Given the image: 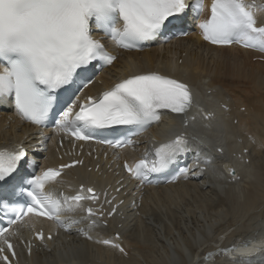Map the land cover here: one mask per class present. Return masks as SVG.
I'll return each instance as SVG.
<instances>
[{
    "label": "snow or ice",
    "instance_id": "6c2138e0",
    "mask_svg": "<svg viewBox=\"0 0 264 264\" xmlns=\"http://www.w3.org/2000/svg\"><path fill=\"white\" fill-rule=\"evenodd\" d=\"M190 7L197 13L205 10L203 0L191 4L189 0H0V98H11L21 120L44 126L55 110L58 91L74 84L77 78L86 81L83 87L87 88L92 81L85 74L94 62L111 65L116 60L106 45L93 37L94 28L117 48L131 50L141 42L156 40L174 18ZM207 10L208 15L197 24L205 41L222 46L240 44L264 53V24H258L264 6L248 0H211ZM192 100L185 83L157 72L138 73L119 80L97 98L87 97L81 102L77 97L59 111L53 130L71 135L75 141L96 140L114 149L125 147L133 144L131 138L98 140L96 130L112 126L144 130L159 122V110L186 113ZM187 150L184 134H177L140 159L125 161L123 168L141 185L151 183L150 174L165 172ZM25 161L29 167L35 163L22 146L0 149V189L17 180ZM83 163L77 159L59 169L42 168L39 174L21 177L11 187L14 194L27 197L26 207L0 197V211L14 214V219L8 220L9 226L0 228V262L11 264L8 253L14 257L15 252L8 236L14 234L11 226L26 223L25 217L43 218L67 232L85 222L89 229L100 227L102 222L106 226L102 206L94 209L82 203L99 202L92 187L80 185L74 195L46 190V185L60 183L63 169ZM104 202L111 205L106 215L112 216L116 206L110 200ZM78 211L85 215L62 218ZM76 230L84 233L83 229ZM35 238L43 240V231H37ZM118 240L119 234L115 239L97 242L123 253Z\"/></svg>",
    "mask_w": 264,
    "mask_h": 264
},
{
    "label": "bare ground",
    "instance_id": "6f19581e",
    "mask_svg": "<svg viewBox=\"0 0 264 264\" xmlns=\"http://www.w3.org/2000/svg\"><path fill=\"white\" fill-rule=\"evenodd\" d=\"M258 21L264 23V14L258 15ZM183 41L187 42V44L189 43L188 45L190 46H197L199 49L203 47L208 53L213 52L214 54L207 56L206 63L205 60L201 61L204 59V53L198 58L194 47V50H191L192 48L187 45V47L184 46L185 44H181L175 49L166 46L164 50L154 46L142 53L119 54V59L113 63L107 72L111 77L126 76L132 68H143L144 65L152 69L157 65L161 70L170 69L171 72L178 70V72L176 71L173 74L175 77H186L192 83L201 82L205 85V88L201 90V99L210 108L208 111H213L214 117L208 119L201 117L199 121L210 123L207 126L210 129L209 136L219 140L220 144H224L223 148L226 151H223V154L218 153L219 156L216 155L215 161L208 165L207 170L210 173L206 177L204 176L202 179L195 181L187 179L166 187L145 189L141 205L136 210L139 211L138 216H135L136 211L125 210V217L122 220L115 221L109 230L101 228L90 230L93 238L103 234V237L108 236L111 239H115L117 234H119L118 241L123 245L126 256L95 241H84L76 234H72L71 243H66L63 250L43 248V253L50 263L39 260L40 264H212L209 257L213 253H220V255L225 253L227 258L242 264H264V241L256 240L257 235L252 234L251 237H246L244 234H239L236 227L226 234L223 232L222 227L219 229V234L220 236L222 233L226 235L222 242L217 241L218 238L214 236L217 227L213 229L218 224L221 226L222 223L224 226L228 223L230 214L235 218L234 216H238V211H251L260 208L261 212V207L264 205V95L260 93L263 90L260 91V82L263 84L264 81V61H255V63L251 64L249 60L257 56L253 52L234 46H209L203 43L196 34L187 36L185 40L177 43L180 44ZM190 51H193L192 57L190 56L191 58L187 59ZM182 52L188 54L186 58L181 57ZM208 58L215 61H208ZM179 59L182 60V65L180 64V66L175 62ZM132 62L135 65H132ZM260 66L263 68L262 73H260ZM204 78H208V83L205 84L203 82ZM260 78L262 79L261 81ZM110 80L113 79L110 78ZM201 83L198 84L202 85ZM208 90L209 93L207 94L206 91ZM218 100L226 105L228 110L225 113L228 115L217 110L216 102ZM242 107H244V112L240 111ZM221 109L225 110L224 108ZM3 110L0 111V144H6L10 140H21L23 131L26 128H22V124H20L18 117L9 105L5 104ZM217 116L219 120L212 122ZM165 117L167 119L163 128L168 129L172 126L170 131L173 128H179L175 119L168 115ZM235 120L236 124L233 122ZM219 122L224 123L225 129H211ZM6 123L8 124L7 127ZM195 123L194 121L190 122V124ZM17 131L22 133H17ZM229 140L233 143L229 142ZM244 148L247 149L246 154L242 152ZM205 152L206 157H209L211 151L205 149ZM245 158H248V163L244 161ZM229 168L235 169L234 175L229 174ZM229 180L235 181L228 182ZM243 181L248 185L247 189L240 188ZM58 184L65 185L68 190L76 186L71 172H68ZM185 196L194 200L195 206L191 205L188 208L187 215L199 224L198 229L196 232L194 231L195 233L192 231L194 234L188 231L193 234L192 238H189L190 234H188V237L178 240L171 235L175 240L173 243L171 241L172 245L171 243L169 244L171 245L169 250L158 252V245L155 246L153 241L155 239L151 240V230L146 229L145 219L142 214L150 213L154 216L164 210L172 214L170 210L172 206H169L168 210L161 209V207L169 205L172 200ZM28 221L32 227L38 226L40 223L45 227L48 226L47 223L35 219ZM162 221H159L161 228L164 224V221ZM260 221H262V218ZM232 222L235 223L234 221ZM169 223L168 221L165 222V228H167V231L170 229L172 231ZM262 225L263 231L259 229L261 235H264V220ZM212 230L215 231L213 238H217V244L212 239H209ZM216 230L218 231V228ZM178 235L177 237L182 236ZM220 238L222 239V237ZM235 239L237 241L234 243ZM209 240L210 242L213 241L215 245L206 244ZM161 248L163 247L161 246ZM224 249H232V251L225 252L223 251ZM235 254L239 255L234 257L237 258L236 260L231 257L235 256ZM216 255L218 256V254ZM215 258L218 259V257ZM215 258L213 259L215 260Z\"/></svg>",
    "mask_w": 264,
    "mask_h": 264
},
{
    "label": "rangeland",
    "instance_id": "374dc122",
    "mask_svg": "<svg viewBox=\"0 0 264 264\" xmlns=\"http://www.w3.org/2000/svg\"><path fill=\"white\" fill-rule=\"evenodd\" d=\"M181 44H185L184 46H188V47H191L192 49L191 50H196V53L198 54V58H200V56L202 55V53H204V59H202L201 61H204L205 60V62L207 61L206 59H207V56H209V54H214L213 52H207L203 47V50H204V52H203V50H202V48L201 49H199V48H197V46L195 47V46H190V45H188L187 44V42H185V41H183V42H181L180 43V45ZM175 46H178L179 45V43H175L174 44ZM186 46V47H187ZM193 47H194V49H193ZM200 51V52H199ZM192 53H193V51L191 52L190 51V54L188 55V54H186V52H182V54H181V57L182 58H186L187 56L186 55H188V58L187 59H189V58H191L192 57ZM207 53V54H206ZM185 54V55H184ZM191 56V57H190ZM206 56V57H205ZM181 60V59H180ZM212 60H214V59H209L208 58V61H212ZM215 61V60H214ZM249 61H251V64L252 63H255V61L257 62V60H255L254 58L253 59H251V60H249ZM176 62V61H175ZM207 63V62H206ZM177 65V64H176ZM182 65V64H181ZM178 66H180V65H178ZM260 68H261V66H260ZM262 69L263 68H261L260 69V73H262ZM263 73H264V71H263ZM205 80H206V82H205ZM262 79L260 78V81H261ZM203 82L206 84V83H208V78H204L203 79ZM201 83V82H200ZM202 84V83H201ZM203 85V84H202ZM260 93L262 94V95H264V81H263V84H262V82H260ZM208 92H209V90H208ZM244 107H242L241 109H240V111H242V112H244V109H243ZM225 115H228V114H226L225 113ZM233 122H235L234 124H236V120L235 121H233ZM233 139V138H232ZM231 139V140H232ZM231 140H229V142H232ZM235 140H236V138H235ZM252 142H253V139H252ZM233 143V142H232ZM248 163V162H247ZM241 183H243V184H241L240 185V188H243V189H247L248 188V185L246 184V182H241ZM246 185V186H245ZM242 186V187H241ZM245 188H244V187ZM247 187V188H246ZM187 196H185V197H179V198H177V199H175V200H172L171 202H170V204L169 205H167V206H164V207H161V209H167L168 210V208H169V206H172L171 208H170V210L172 211V214L171 213H169V212H167V211H162V212H160V214H158V215H152V214H142V216H143V218L145 219V224H146V229L147 230H151V235H152V238H151V240H153V239H155V240H153L154 241V244H155V246L156 245H158V252H162V251H166V250H169V248L171 247V245H172V243L174 242V240L175 239H178V240H181V239H183L184 237H188L189 235L188 234H190V236H189V238H192L193 237V234L197 231V227H198V223L197 222H195V221H193L188 215H187V211H188V208L189 207H191V205L192 206H195V203H194V200L193 199H191V198H186ZM186 199V200H185ZM188 199V200H187ZM191 201V202H190ZM173 202V203H172ZM177 202V203H176ZM190 203V204H189ZM180 205H182L181 206V208H180ZM177 206H179V207H177ZM263 207H264V205H262ZM174 207V208H173ZM182 207H184V208H182ZM186 207H187V209H186ZM263 207H261L262 208V210H261V212H260V208H258L257 210H251V211H238L237 212V214H238V216L236 215V216H234L235 218H233V216L230 214V216H229V218H228V221L230 222H228V223H226L224 226H223V224L221 223V226L218 224V225H216L213 229H215L216 227L218 228V231L215 229V231H216V234L214 233L215 231L214 230H212V232H213V234H212V232L210 233V235H211V237L209 238V239H212L213 241H215V244H217L216 242L217 241H222V239L224 240V236H226L225 234H223L222 233V235L220 236V234H219V229L220 228H222L223 227V232L224 233H230L231 231H232V228H234L235 229V227H236V229H237V232L239 233V234H244L246 237H251L252 236V234L253 235H257L256 236V240H258V241H262V240H260V236H261V231H263L262 230V228L263 227H261V225L263 224V220H264V215H262V214H264L263 212H264V208ZM173 208V209H172ZM178 208H179V210H178ZM182 209H183V211H182ZM180 211V212H179ZM183 213H182V212ZM138 213H139V211H137ZM186 212V213H185ZM261 213V214H260ZM184 214V215H183ZM147 215V216H146ZM162 215H164V216H162ZM181 215H182V217H181ZM244 215V216H243ZM251 215V216H250ZM254 217H253V216ZM262 215V216H261ZM160 216V217H159ZM241 216V217H240ZM257 216V217H256ZM151 217V218H150ZM164 217V218H163ZM186 217V218H185ZM260 217V218H259ZM153 218H155V219H153ZM159 218H161V219H159ZM163 218V219H162ZM180 218V219H179ZM185 218V219H184ZM251 220H250V219ZM256 218H258V219H256ZM261 218H262V221H260L261 220ZM148 219V220H147ZM151 219H153V220H151ZM171 219V220H170ZM178 219V220H177ZM182 219V220H181ZM230 219H233V220H230ZM234 219H236V220H234ZM239 219H240V221H239ZM242 219V220H241ZM252 219H254V220H252ZM255 219H256V221H255ZM147 220V221H146ZM157 220V221H156ZM164 221V224H163V226H162V228H161V225H160V222L159 221ZM259 220V221H258ZM149 221V222H148ZM151 221V222H150ZM162 221V222H163ZM168 221V223H169V221H170V227L172 228V231H171V229L170 230H168V231H170V232H168L167 231V228H165V226H166V224H165V222H167ZM191 221V222H190ZM232 221H234L235 223H233ZM238 221V222H237ZM253 221V222H252ZM147 222V223H146ZM181 224H180V223ZM259 222V223H258ZM158 223H159V225H158ZM173 224H174V226H173ZM196 224H197V226H196ZM229 224V225H228ZM259 224V225H258ZM155 227H154V226ZM148 226H149V228H148ZM152 226V227H151ZM175 226H177V227H175ZM194 226V227H193ZM230 226V227H229ZM232 226V227H231ZM257 227V230H256V227ZM263 226V225H262ZM154 227V228H153ZM158 227V228H157ZM180 229H179V228ZM182 227H183V229H182ZM190 228V229H189ZM230 230H229V229ZM261 229V231H260V229ZM159 229V230H158ZM193 229V230H192ZM226 229V230H225ZM253 229H255V230H253ZM155 230V231H154ZM157 230V231H156ZM182 230V231H181ZM181 231V232H180ZM188 231H190V232H192V233H190V232H188ZM228 231H230V232H228ZM257 231H258V233H257ZM154 232V233H153ZM165 232H168V233H165ZM171 232H173V233H171ZM242 232V233H241ZM170 233V234H169ZM185 233H187V234H185V236H184V234ZM177 234H179L178 236H180V235H182V236H180V237H177ZM215 234V235H214ZM169 235H170V237H169ZM171 235H173L174 236V238H173V236H171ZM188 235V236H187ZM213 235L214 236H216L217 238H218V240L216 241V237L215 238H213ZM158 236H160V237H157ZM219 236V237H218ZM163 237V238H162ZM165 237V238H164ZM168 237V238H167ZM220 237H222V239L220 238ZM157 238V239H156ZM181 238V239H180ZM259 238V239H258ZM160 239V240H159ZM170 239H172V240H170ZM215 239V240H214ZM169 240V241H168ZM155 241H157V242H155ZM171 241H172V243H171ZM213 241H211L210 242V240L208 241V243H206V244H214V242ZM231 241V240H230ZM235 241H237V239H235L234 240V243H235ZM160 242V243H159ZM171 243V245H169ZM161 244V245H160ZM163 244V245H162ZM214 244V245H215ZM218 244H219V242H218ZM161 246L164 248V250H163V248H161ZM168 246V247H167ZM170 246V247H169ZM166 247V248H165ZM168 248V249H167ZM155 249H157L156 247H155ZM200 253V252H199ZM216 254H218V256L216 255ZM214 256L215 257H218V258H220L219 256H221V259H223V258H225V259H228L227 257H226V255H224V254H222L221 253V255H220V253H215L214 254ZM212 257V261L214 262V264H230V263H233V264H242V263H239V262H235L234 260H231V262H223V261H218V259L217 258H215V257ZM213 258H215V260L213 259ZM216 261V262H215ZM218 261V262H217ZM213 264V263H212Z\"/></svg>",
    "mask_w": 264,
    "mask_h": 264
},
{
    "label": "water",
    "instance_id": "95a60500",
    "mask_svg": "<svg viewBox=\"0 0 264 264\" xmlns=\"http://www.w3.org/2000/svg\"><path fill=\"white\" fill-rule=\"evenodd\" d=\"M229 174H230V175H234V174H235V171H234L233 168H229Z\"/></svg>",
    "mask_w": 264,
    "mask_h": 264
}]
</instances>
